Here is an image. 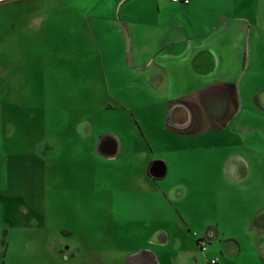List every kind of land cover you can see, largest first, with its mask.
<instances>
[{
    "label": "rangeland",
    "instance_id": "rangeland-1",
    "mask_svg": "<svg viewBox=\"0 0 264 264\" xmlns=\"http://www.w3.org/2000/svg\"><path fill=\"white\" fill-rule=\"evenodd\" d=\"M110 3L0 0V264H125L153 249L165 226L171 240L180 232L187 241L175 228L179 211L200 253L198 225L218 222L247 244L252 213L264 207V103L242 110L227 133L206 118L202 129L196 105L194 123L176 133L138 84H124L136 74L121 64ZM257 12L264 19V4ZM255 85L264 91V72ZM109 135L123 144L111 160ZM240 154L246 170L234 177L227 164ZM155 161L168 166L163 192L147 174Z\"/></svg>",
    "mask_w": 264,
    "mask_h": 264
},
{
    "label": "crops",
    "instance_id": "crops-1",
    "mask_svg": "<svg viewBox=\"0 0 264 264\" xmlns=\"http://www.w3.org/2000/svg\"><path fill=\"white\" fill-rule=\"evenodd\" d=\"M259 3L263 5L264 0H189L188 4L172 0H111L109 25L120 30L124 44L121 64L136 74L126 77L124 84H138L151 103L161 106L162 120L176 133L185 132L194 123L196 105H201L205 115L201 118L202 129L206 118L227 133V123L242 121V110L250 111L253 104L264 103V91L255 92L257 74L264 72V33L257 31L258 25L264 24L257 12ZM226 104L232 106L229 116L224 112ZM202 136L209 137V132L203 131ZM120 142L115 135H109V147L102 148L109 160L122 153ZM240 155L227 164L228 173L234 177L246 170ZM152 163L147 171L151 179ZM159 181L153 180L163 192ZM230 181L241 188L249 184V180ZM188 185L191 183L185 186ZM148 186L145 183L146 189ZM164 194L171 198L168 192ZM177 194L179 201L184 200ZM177 217L175 228L181 226L187 231L181 232L187 241L179 238L180 232L172 235L178 238L176 242L171 240V231L165 226L155 237L153 249L142 248L125 264H211L214 259L217 264H264V207L252 213L246 230L250 237L247 244L239 238H226L227 231L218 222L216 228L198 225L202 235L195 232L193 236L197 244L200 238H208L205 253H200L191 238L192 224L180 211ZM169 248L175 251L173 255L169 252L171 259L164 255ZM246 250L250 253L244 256Z\"/></svg>",
    "mask_w": 264,
    "mask_h": 264
},
{
    "label": "water",
    "instance_id": "water-1",
    "mask_svg": "<svg viewBox=\"0 0 264 264\" xmlns=\"http://www.w3.org/2000/svg\"><path fill=\"white\" fill-rule=\"evenodd\" d=\"M149 175L156 180H161L167 175V166L162 161H155L149 167Z\"/></svg>",
    "mask_w": 264,
    "mask_h": 264
},
{
    "label": "built area",
    "instance_id": "built-area-1",
    "mask_svg": "<svg viewBox=\"0 0 264 264\" xmlns=\"http://www.w3.org/2000/svg\"><path fill=\"white\" fill-rule=\"evenodd\" d=\"M174 2H183L185 4H188L189 3V0H172ZM208 238H200L198 240V245L200 247V249L203 251V252H206L208 250ZM211 264H217V260L214 259L211 261Z\"/></svg>",
    "mask_w": 264,
    "mask_h": 264
}]
</instances>
